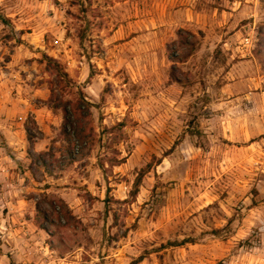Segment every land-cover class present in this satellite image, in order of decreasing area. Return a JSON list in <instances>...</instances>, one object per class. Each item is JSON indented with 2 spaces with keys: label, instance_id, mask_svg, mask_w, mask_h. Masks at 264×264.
<instances>
[{
  "label": "rangeland",
  "instance_id": "rangeland-1",
  "mask_svg": "<svg viewBox=\"0 0 264 264\" xmlns=\"http://www.w3.org/2000/svg\"><path fill=\"white\" fill-rule=\"evenodd\" d=\"M0 10V76L24 68L51 110L52 87L61 119L21 142L0 109V264H264V0ZM80 93L94 108L65 125Z\"/></svg>",
  "mask_w": 264,
  "mask_h": 264
},
{
  "label": "crops",
  "instance_id": "crops-1",
  "mask_svg": "<svg viewBox=\"0 0 264 264\" xmlns=\"http://www.w3.org/2000/svg\"><path fill=\"white\" fill-rule=\"evenodd\" d=\"M4 1L6 0H0V6L3 7ZM6 14L8 17L11 15L10 12L7 11ZM13 65L9 67L11 68ZM23 69L24 68L21 67L12 69L11 75L3 74L0 76V91L4 90L6 94L12 97L10 99L11 101H9L11 105H0V109L7 110V112L10 113L11 119L8 122L12 128L16 129L15 132H10L13 134L11 139H21V142L26 138L25 122L29 117L35 123V126L42 132H46L47 129H50L52 126L58 127L61 123L60 116L55 114L49 106L45 104L49 96V91L46 89V86L42 85L38 88L35 86L32 87V89L27 88V81L21 71ZM34 100H40L43 103L37 106L32 104ZM33 141H35L33 144V152L37 153L48 150L47 145L49 141L47 138L42 140L34 139ZM25 144H29V142L25 140ZM10 148H13L12 144ZM13 150L14 152L17 151L14 148Z\"/></svg>",
  "mask_w": 264,
  "mask_h": 264
},
{
  "label": "trees",
  "instance_id": "trees-1",
  "mask_svg": "<svg viewBox=\"0 0 264 264\" xmlns=\"http://www.w3.org/2000/svg\"><path fill=\"white\" fill-rule=\"evenodd\" d=\"M0 24H2L3 26H9L11 25V21L8 17H6L2 11L0 10ZM43 60L46 61L54 70L59 83H63L66 85V87H75V85L71 82V80L69 79L68 74L66 73L65 69L54 59L48 57L47 55H43ZM50 98H49V104L51 105L52 110H56L57 105H55V91L54 89L51 87L50 89ZM65 90V89H64ZM80 97L79 99L76 101L75 104L72 105L71 107V112H68V104L64 103L65 105L62 108V113L64 115V122L65 125L68 123V120L73 119V122L76 124L75 126H78L79 128L81 127V120L78 117V112L81 111V108L83 106H87L90 108H94L93 105H91L90 103H88L86 101V99L81 96V93L79 94ZM71 115V117H69ZM66 128V127H65ZM64 128V129H65ZM193 135V134H192ZM141 184V179H137L136 183L134 184V191H133V197H136L138 192H139V187ZM140 262V261H139Z\"/></svg>",
  "mask_w": 264,
  "mask_h": 264
},
{
  "label": "built area",
  "instance_id": "built-area-1",
  "mask_svg": "<svg viewBox=\"0 0 264 264\" xmlns=\"http://www.w3.org/2000/svg\"><path fill=\"white\" fill-rule=\"evenodd\" d=\"M250 45V41L249 40H246L245 41V46H249Z\"/></svg>",
  "mask_w": 264,
  "mask_h": 264
}]
</instances>
